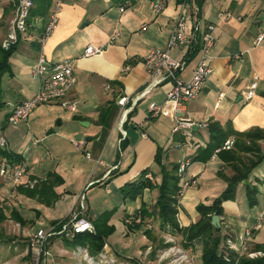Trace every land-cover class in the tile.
<instances>
[{
    "label": "crops",
    "instance_id": "crops-1",
    "mask_svg": "<svg viewBox=\"0 0 264 264\" xmlns=\"http://www.w3.org/2000/svg\"><path fill=\"white\" fill-rule=\"evenodd\" d=\"M181 1L168 0L165 10L154 16L148 5L139 0H61L59 3L53 0L49 12H56L57 23L45 41L40 44L38 38L47 24L49 12L45 19L34 18L27 24L26 32L18 36L8 59L10 74L5 73L0 79V110L3 111L0 131H5L6 119L12 109L38 91L39 81L32 76L31 69L39 54H44L51 63L71 59L76 78L68 95V99L76 102L75 112L67 111L59 103L38 105L23 122L20 121L23 125L15 129L17 137L6 136L12 153L20 157L29 154L31 160L26 159L27 174L23 183L14 192L6 193L11 188L1 187L0 195L6 199L12 194L18 201L24 198L26 202L36 204L32 208L20 202L19 208L12 205L24 219L34 220L35 231L42 228L40 223L49 226L59 224L74 213L86 217L93 224L100 214L113 210L108 224L116 230L106 238L104 245L117 262L137 264L136 260H123L118 250L129 251L134 246L133 237L141 235L145 242L141 249L147 245L158 248V243H154L155 237L160 236L162 240L165 237L193 251L199 258L197 264H201L203 239L197 238L188 244L182 230L199 220L197 206L211 205L226 188V178L234 175L222 154L214 159L211 156L203 158L205 153L201 151L210 142V129L213 128L220 131L219 138L224 141L235 139L234 133L258 134L255 139L261 156L248 177L238 184L234 199L221 204L223 214L219 216L217 226L222 237L220 246L228 239L239 246L242 237H246L245 244L249 249L264 242V42L253 44V39L264 30V0H201L199 5L196 0H188L190 4L195 2L199 6L198 14L192 15L191 24L197 18L201 24L214 23L216 39L212 49V72L199 95L185 104L183 116L195 122L189 140L180 132L172 131L175 122L170 104L157 117H152L148 111L150 104L164 102L168 85L154 87L145 96H139L148 81L143 58L153 49L167 48L173 22L182 11ZM15 6L16 0H0V46L10 31ZM221 11L228 12L229 16L218 19L216 15ZM89 44L102 47V51L97 55L83 56ZM195 51L197 47L193 46L187 55V66L179 74L184 80L196 64ZM171 55L179 58L181 53L175 50ZM254 75L258 76V85L254 96L247 100L243 92ZM121 97L127 98L124 105L118 103ZM55 117L60 118L58 125L67 124L65 130L54 131L50 126L48 132L53 131L54 134L44 139L52 135L64 138L70 137L71 133L76 134L75 140H79L81 145L75 148L89 153L90 158L83 162L67 155L63 157L61 152L65 141L57 138L52 142L55 145L51 157L54 162L50 168L37 174L33 170L39 152L34 148L39 141L32 140L28 123H51ZM25 127L29 130L22 129ZM158 149L162 165L155 159ZM235 149L234 145L229 151ZM47 153L51 156L48 148ZM185 157L190 160L185 177L194 179L195 184L182 196L176 197L175 217L180 232H173L169 225L162 228L154 217L145 216L142 208L151 211L155 204L157 186L162 181V166L170 168L177 165L178 168ZM146 169L145 177L154 188H146L135 200H124L121 187L137 180ZM49 173L61 179V183L53 186L56 199L52 205L46 206L19 191V187H28L29 181H35L36 185L39 180H45ZM181 184L179 177L180 187ZM95 185L105 187L108 197L104 202L105 209L101 212L93 210L91 215L86 200ZM248 185L256 188L252 205L247 197ZM80 195H84L85 206L81 213L78 207ZM27 209L38 218L32 220L24 216ZM129 214L140 217V223L126 224L124 219ZM54 237L51 243H46L49 253L46 264H85L73 257L75 246L65 243L64 235ZM153 258L148 256L150 261Z\"/></svg>",
    "mask_w": 264,
    "mask_h": 264
},
{
    "label": "built area",
    "instance_id": "built-area-1",
    "mask_svg": "<svg viewBox=\"0 0 264 264\" xmlns=\"http://www.w3.org/2000/svg\"><path fill=\"white\" fill-rule=\"evenodd\" d=\"M61 0H57L59 3ZM148 5L150 12L154 16L160 15L166 8L168 0H139ZM34 3L33 0H16L14 17L11 22L10 31L7 37L2 41L3 49L10 48L16 44L18 36L26 32L27 19ZM181 13L176 17L171 27L168 36V46L166 49H153L149 51L143 58V65L148 74V81L139 96H145L154 87L168 85L169 88L165 95V100L161 104L152 103L148 107V111L152 117L159 116L165 106L170 104L174 114L173 132H180L181 135L189 140L193 135V127L195 122L183 116L185 113V104L194 100L201 92L208 76L212 72L211 62L213 60L212 49L216 39L214 37L215 24L212 22L201 24L198 18L194 24H191L192 15H197L199 6L197 3L188 0L181 1ZM123 10V7H120ZM188 12V13H187ZM218 19H223L229 16L228 12L221 11L217 13ZM57 23L56 12L51 11L48 16L47 24L38 38V42L42 44L52 32ZM191 24V28L189 25ZM264 42V30L258 33L253 39L254 45H260ZM197 47L196 64L191 71L189 77L184 80L179 74L186 68L188 63L189 53L192 47ZM177 50L181 53L179 58L171 55L172 51ZM102 51V47L87 45L83 51V56L88 57L97 55ZM128 66L126 67V69ZM32 76L39 81L38 91L29 99L17 104L9 113L6 122L7 124H17L25 120L33 109L41 104L59 103L64 109L69 112L76 111V102L68 99V95L73 89L76 78L73 71L72 60L66 59L57 63H51L44 54H39L35 65L31 69ZM258 85V76L254 75L251 82L247 85L243 92L245 99H250L254 96ZM126 97H121L118 103L124 105ZM204 126V124H202ZM123 135L124 131L121 130ZM144 136V135H143ZM235 139L229 138L221 145L213 149L211 159L217 157L222 151H229L234 146ZM76 147H80L79 140H72ZM0 147L10 151L7 146V140L4 135L0 134ZM86 157L90 158V154L86 153ZM190 165V160L184 158L178 165L177 173L182 179L181 187L178 195L182 196L187 188L195 184L192 178H186L185 174ZM27 174V163L23 157H17L14 153L9 156L0 157V188H11L6 190L8 193L14 192L15 189L23 183V179ZM150 179V175H147ZM28 187L32 188L35 181H29ZM78 207L80 213L85 209L84 195L78 198ZM5 211V208L0 206ZM10 218H7V220ZM125 223L132 225L140 223L141 219L134 214H129L124 219ZM19 225V224H18ZM259 227V226H258ZM94 225L86 217L79 216V213H74L71 217L62 223L50 225L47 229L39 228L34 231L29 237V246L34 254L36 264H46L47 256L49 255L46 249V243L55 235H64L68 239L74 238L80 233H94ZM162 246L155 248L152 245H147L142 254V258L137 264H197V257L191 253V250L181 247L173 240L164 238ZM246 237H242L239 246L232 240L228 239L223 245L225 249L231 252L238 253L239 256L245 255L250 259L263 255L262 251L251 250L245 244ZM221 249V247H220ZM73 257L79 262L85 264H125L117 262L109 254L110 251L106 245L102 250L93 255L89 252L86 246L77 245L73 248ZM154 256L150 261L148 256ZM55 264V263H51Z\"/></svg>",
    "mask_w": 264,
    "mask_h": 264
},
{
    "label": "trees",
    "instance_id": "trees-1",
    "mask_svg": "<svg viewBox=\"0 0 264 264\" xmlns=\"http://www.w3.org/2000/svg\"><path fill=\"white\" fill-rule=\"evenodd\" d=\"M196 1L199 5L201 0ZM52 2L53 0H33L34 6L30 10L27 24L29 25L36 17L45 19L48 12L51 10ZM15 46L16 44L11 45L8 49H3L0 46V79L3 74H10L8 59L15 49ZM210 132L212 133L211 140L201 151L205 153L203 157L204 159H209L213 149L224 142V139L219 138L221 133L218 129L212 128L210 129ZM234 135V145L236 149L232 151H222L218 154L223 155V158L228 162L234 171V175L231 178H226V188L220 196L213 200L211 205L205 206L200 204L197 206V212L200 214L199 220L196 223L191 224L188 228L182 230V234L188 244L197 238L203 239L201 264H264V242L256 243L253 249H251L262 251V256L253 259H250L245 255L239 256L236 252L228 251L224 247H221L220 249L222 240L220 227H215L211 224L212 215L222 216V202L234 199L238 184L248 177L252 168L255 167L261 159L259 147L257 146L255 139L259 137L258 134L249 132L234 133ZM10 154H12L11 151H7L6 149L0 147V157L9 156ZM247 154H249L252 158ZM17 157H20V155H17ZM155 159L158 164L162 163L161 152L159 149ZM176 171L177 165L170 168L162 166V181L157 186L158 195L155 204L151 211L145 207L142 208V211L145 216L154 217L162 228L169 225L173 229V232H180L175 217L177 213L176 197L180 189L179 177L176 174ZM146 173L147 169L143 171L137 180L128 182L121 187L120 191L124 200H135L146 188H154L150 180L145 177ZM59 183H61V179L58 178V176L49 173L45 180H39L34 187H19L18 189L22 194L30 198H35L37 201L46 206H50L56 199L53 186L54 184ZM246 192L250 205L254 204L256 188L248 185ZM7 210L8 214L0 208V222H3L7 218H11L21 226H24L28 222L20 215L17 209L8 207ZM113 214V210L103 212L95 220H93V225L95 227L94 233H80L72 239L64 238L65 243H69L71 246H86L91 254L96 255L101 251L106 238H108V236L114 231L113 226L108 224ZM146 234L151 237L150 231H147ZM0 238H2L1 232ZM53 238L55 237H51L48 243H51ZM162 243H158V246H162Z\"/></svg>",
    "mask_w": 264,
    "mask_h": 264
},
{
    "label": "rangeland",
    "instance_id": "rangeland-1",
    "mask_svg": "<svg viewBox=\"0 0 264 264\" xmlns=\"http://www.w3.org/2000/svg\"><path fill=\"white\" fill-rule=\"evenodd\" d=\"M2 116H3V111L0 110V119ZM58 120H60V118L55 117L51 121V123H44L43 122V123H37L36 125H33L29 122L28 125H29L30 130L27 129L26 127L22 128L23 130H29L30 131L29 135L32 134V140L38 139V141H39L37 146H35V148H34L39 152V154H37L38 156L35 157L37 159L39 157V159L37 161V165L35 166V169L33 170L37 174H40L44 169L50 168V166L54 162L53 159H51V157L53 156L52 153H54V148H55V145H53L52 142L54 139H57V138L62 139V140L64 139L63 141H65V148L61 152L63 157H65L67 155L68 158H70V159L77 158L78 160L83 161V162L86 161V159H88L86 157V153L81 151V150H77L75 148V145L70 141V140L76 139V134L71 133L70 137L65 136L66 138L65 137L62 138V136H60V135H52L51 137L44 139L45 136L51 135L53 133V131H50V133L48 132L50 129V126L53 127L54 131L57 130L60 132L62 130H65V126L67 124L63 123L62 126L58 125L57 124ZM22 122H19L17 124H8L5 131L4 130L0 131V134L2 132V134L4 135L5 138H6V136L8 138H10L12 136H13V138L17 137V132L15 129L17 127H21L23 125ZM54 144H55V142H54ZM11 147H12V143H11ZM47 148L50 149L51 156L47 153ZM40 156H42V160H40ZM24 157L23 158L25 159L26 162H27V160H29V161L31 160V156L29 154H26ZM93 188L94 189H92L89 192V195H88L87 200H86V204L90 205V208H91L90 214L91 215L94 214L93 210H95V211L97 210V211L101 212L102 210L105 209V203L104 202H105V199H107V197H108V195L105 192V187H103V186L99 187L98 185H95V186H93ZM9 195H11V196H8L6 199L5 198L3 199V197L0 195V206L5 208V212L7 214H8V210H7L8 207H10V206L12 207V205L15 204L16 205L15 207L19 208V202L25 203L27 208H32V207L36 206V204H34L32 202H26V200L24 198H20L18 201L15 199L14 196H12V194H9ZM121 209H122V207L120 209L118 208V211H120ZM25 215L27 218H31L32 220L35 218H38V216H35L33 214V212L29 209L24 211V216ZM33 223H34V220L33 221L30 220L24 226H21V225H18L19 223L15 222L11 218L8 220L6 219L3 222H0V232L2 233V238H0V264H36L34 261V254H33L32 250L30 249V246H29L30 243H28L29 238H30L29 236L35 231ZM46 224L47 223L43 222V223H40V226L42 228L49 226V224H47V225ZM115 230L116 229L114 228V231L110 235H112L115 232ZM133 232L136 233L135 231H133ZM117 233H115V234H117ZM65 238H67V237H65ZM133 238H134L133 248L130 249L129 251H123V252L121 250H118L119 251L118 253H119V256L121 258H123V260H125V259L129 260L130 259L129 260L130 262H134V260H136V262H138V260H140L142 258V254L145 250L143 248L141 249L140 247H141L142 243H145V242L142 239L141 235L138 238L137 237H133ZM164 238L165 237H163V242H164ZM155 239L156 240L154 241V243H162V238L160 236L155 237ZM62 241H63V239H62ZM178 245H180L181 247H185L181 243H179ZM122 247H123V245H122ZM220 247H223V244ZM191 253H193V251ZM237 255H238V253H237ZM241 256H243V255H241ZM196 257H197V255H196ZM122 263H124V262H122Z\"/></svg>",
    "mask_w": 264,
    "mask_h": 264
},
{
    "label": "water",
    "instance_id": "water-1",
    "mask_svg": "<svg viewBox=\"0 0 264 264\" xmlns=\"http://www.w3.org/2000/svg\"><path fill=\"white\" fill-rule=\"evenodd\" d=\"M77 138H80V136H77ZM211 223L213 226H219V216L218 215H212Z\"/></svg>",
    "mask_w": 264,
    "mask_h": 264
}]
</instances>
